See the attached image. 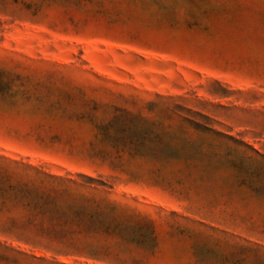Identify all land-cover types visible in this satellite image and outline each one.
Listing matches in <instances>:
<instances>
[{
  "label": "rangeland",
  "instance_id": "374dc122",
  "mask_svg": "<svg viewBox=\"0 0 264 264\" xmlns=\"http://www.w3.org/2000/svg\"><path fill=\"white\" fill-rule=\"evenodd\" d=\"M253 148L264 0H0V264H264Z\"/></svg>",
  "mask_w": 264,
  "mask_h": 264
},
{
  "label": "trees",
  "instance_id": "16d2710c",
  "mask_svg": "<svg viewBox=\"0 0 264 264\" xmlns=\"http://www.w3.org/2000/svg\"><path fill=\"white\" fill-rule=\"evenodd\" d=\"M253 150L264 157V154H261L259 151H257L256 149L253 148ZM157 154V153H155ZM250 159V158H249ZM263 166L264 169V164H261ZM255 173L257 176H259L261 174V171L258 168H255ZM90 180L92 181H98L95 180L92 177H88ZM243 181H246V179H244ZM100 184L105 185L106 183H104L103 181H98ZM256 192L260 195H264V191H262L261 188H256ZM94 215L93 214H88L85 211V208H79L76 209L72 216L69 217L68 219H66V223L69 225V227L67 229H89L90 228V222L93 219ZM62 218V217H61ZM63 219V218H62Z\"/></svg>",
  "mask_w": 264,
  "mask_h": 264
}]
</instances>
